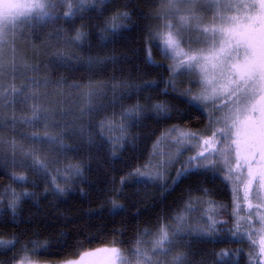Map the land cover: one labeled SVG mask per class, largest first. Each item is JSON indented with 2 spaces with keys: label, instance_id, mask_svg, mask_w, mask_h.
Here are the masks:
<instances>
[{
  "label": "trees",
  "instance_id": "trees-1",
  "mask_svg": "<svg viewBox=\"0 0 264 264\" xmlns=\"http://www.w3.org/2000/svg\"><path fill=\"white\" fill-rule=\"evenodd\" d=\"M162 6L160 0H93L79 11V6L73 7L76 15L69 20L63 18L69 11L62 4L54 22L29 31L26 42L32 48L26 49L22 59L28 56L36 73L51 82L32 89L39 94L41 107L53 110L54 121L49 123L56 127L45 128L42 122L27 126L10 123L13 118L32 115L29 107L37 101L26 99L25 81L39 75L31 74L17 86L18 93L25 91V97L13 96L15 103L8 106L0 128L5 141L0 154V240L17 241L14 249L0 250V264H19L24 259L48 264H106L105 250L113 246L131 258L138 239L149 248L158 229L173 224L175 217L202 200L216 212L217 220L225 222L210 236L186 234L171 255L161 259L168 264L172 255L182 252L187 253L190 264H250L246 242L230 235L232 191L220 173L217 176L203 169L185 172L181 162L161 183L131 175L143 170L167 130L195 132L208 122L176 91L168 57L153 40ZM124 12L129 14L127 18L121 15ZM113 24L115 33L108 30ZM78 31L87 34L84 40L69 44ZM60 53L67 63L60 60ZM149 55L154 63H149ZM178 78L183 90L191 85L186 77ZM153 82L154 86L146 88ZM89 85L100 86L103 95L92 99L95 111L81 115L79 94ZM49 97L54 102L45 103ZM156 104L165 105L167 113L154 112ZM135 105L142 108L140 116L124 119L123 112ZM106 120L112 124L101 127ZM121 123L126 129L123 133ZM46 131L62 134L69 147L61 151L27 138L43 136ZM12 139L17 144L15 152L7 143ZM21 147L36 150L48 173L22 166ZM77 166L82 169L79 176L72 171ZM21 175L26 182L14 179ZM55 185L64 192H57ZM26 192L29 195L25 196ZM58 241L66 246L56 247ZM45 242L53 245L51 251L33 255Z\"/></svg>",
  "mask_w": 264,
  "mask_h": 264
},
{
  "label": "snow or ice",
  "instance_id": "snow-or-ice-1",
  "mask_svg": "<svg viewBox=\"0 0 264 264\" xmlns=\"http://www.w3.org/2000/svg\"><path fill=\"white\" fill-rule=\"evenodd\" d=\"M87 2L88 0H77L80 5L77 11L81 10ZM160 3L164 6V11L158 13L157 17L165 21L163 28L167 31L157 35L158 48L169 59L179 60V63L170 68V71L176 73L183 69L184 72L197 77L201 91L191 98L185 95L186 103L204 114L210 124L222 125L207 138H202L194 132L174 129L179 132L178 142L195 140L199 142L196 146H207L205 151H209L208 156H205V151H200L190 157L187 164L191 167H186L184 171L203 169L219 176V173L215 171L218 165L211 163L212 158L218 156L221 170L225 173L221 178L233 185L234 199L237 201L243 199L247 208L251 209L249 194L253 193V186H255L253 195L258 199H264V0H160ZM58 4H68L69 12L63 15L64 19L70 20L76 15V12L71 10L70 0H0V107H10L14 104L15 101L10 97L18 93L15 87L5 91V85L2 83L5 77L24 76L28 71H37L35 67L27 64L17 66L14 55L12 59L6 60L5 49L11 48L15 53L12 40L21 27L54 22L58 18L56 14ZM204 6L211 9L213 13L207 22L202 15ZM121 15L127 18L129 14L124 12ZM173 18L177 21L175 25L171 23ZM108 30L115 33L117 26L113 24ZM187 32L198 33L195 42L202 47L185 51L181 41L185 40L184 33ZM86 35L78 31L68 43H80ZM161 38L163 43L160 42ZM58 55L61 61L68 62L62 53ZM148 61L154 63L150 55ZM50 83L47 79L29 81V84L25 86V91L29 93L26 99L36 100L37 103L30 106L31 117L13 118L10 121L12 125L18 123L32 125L42 122L45 128L56 127L55 123H49L54 121L53 110L42 108L38 103L39 94L32 89L33 85L46 87ZM152 86L154 82L146 88ZM72 87L81 89L85 86L72 85ZM86 87L88 90L83 91L82 95L88 107L87 110H81V115L95 111L96 109L91 107L92 99L103 95L100 86ZM25 91H19V97H25ZM6 100L7 105H5ZM209 108L211 112L208 111ZM141 111V106L135 105L123 112V118L136 120ZM153 111L166 114L167 108L163 104H156L153 106ZM105 124L111 125L112 121H102L101 127ZM3 126L4 116L0 112V128ZM121 131L122 133L126 131L122 123ZM27 138L55 145L61 151L69 147L63 143L62 134L53 135L46 131L43 136L34 134ZM7 143L15 152L16 141L12 139ZM4 144L5 141L0 136V154L3 152ZM214 145L218 147H213ZM20 150L22 166L34 168L44 174L48 173L47 164L36 157V150L25 151L22 147ZM72 171L76 176L82 174V169L78 166ZM131 175H136L141 181L151 182L159 179L161 174L141 172L137 169ZM14 179L18 182H26V178L22 175ZM55 189L59 193L64 192L59 185H55ZM241 190L242 197L236 195ZM24 195L27 196L29 193L26 192ZM257 207H264V204ZM237 208H239L238 204ZM188 211L192 209L189 207ZM175 221L174 225L157 230L149 248L140 246L141 241L138 239L137 246L131 250V259L128 254L115 246L110 250L106 249L105 251H110L113 257L112 264H165L161 257L170 256L173 249L182 243L181 238L186 234L210 236L216 231L215 222L211 219L206 226L195 228L192 227L186 215H178ZM260 223L264 230V215L260 216ZM230 235L235 237L237 232L234 231ZM244 235L251 234L244 233ZM16 242L15 238L0 240V250H12ZM261 243L259 255H264V241ZM61 244L63 241H58L55 246L59 247ZM52 248V244L45 242L32 254L50 252ZM77 254L80 255L79 250ZM221 255L226 256L227 253H221ZM65 264H72V262L68 261ZM168 264H190V262L187 259V253L181 252L172 255Z\"/></svg>",
  "mask_w": 264,
  "mask_h": 264
},
{
  "label": "rangeland",
  "instance_id": "rangeland-1",
  "mask_svg": "<svg viewBox=\"0 0 264 264\" xmlns=\"http://www.w3.org/2000/svg\"><path fill=\"white\" fill-rule=\"evenodd\" d=\"M88 1H93V0H88ZM94 1H99V0H94ZM71 3V10H73V7L79 6L80 5L77 3V0H70ZM61 6L62 4H58ZM68 8V4H63ZM75 5V6H74ZM59 8L57 7V10ZM164 11V6H162V9L160 12ZM212 10L208 9L207 6H204V10H202V15L204 17L205 22L211 19L212 17ZM165 21H162L160 19L159 24L157 27L154 29L153 33V40L157 42V35L158 34H163L167 30L163 28V24ZM171 23L175 25L177 23L176 19H171ZM45 24H36L35 26L32 27H21L20 29L17 30V34L12 40V44L15 48V53L12 52L11 48H6L5 49V59L10 60L13 58V55L15 56V61L17 66H21V62L23 64L27 63V65L32 66V64L29 62L28 56L24 59H22L23 56H25V51L26 49H31L30 44H27L26 42L27 37L30 35L29 31H31L34 27L37 26H42ZM198 33L196 32H187L184 33L185 40L181 41L182 47L184 48L185 51H188L190 48L191 49H197L202 47V45L197 44L195 41L197 40ZM186 41V42H185ZM161 43H163V40L161 38L160 40ZM169 67L172 68L175 64L179 63V60H174V59H169ZM40 62L38 63V65ZM33 67V66H32ZM35 67V66H34ZM37 67V65H36ZM34 74L39 75L38 78H28L25 81V85L29 84L30 80H36V81H41L44 80V77H41L40 74H37L36 71H28L25 73L24 76L16 75L15 77H5L4 81L2 82L5 85V91H10L12 87H15L17 89V86H19L20 82L26 79L29 75ZM33 76V75H32ZM184 76L187 80L188 85L187 88L183 90V88L179 87L180 82L177 80L179 79L178 77ZM171 83L176 87V91H179L183 95H188L189 98L191 96H195L200 93L201 91V86L197 80V77L195 75H190L186 72H184L183 69L179 70L176 73H173L171 71ZM192 78V79H188ZM41 79V80H40ZM188 92V93H187ZM80 97V106L81 110L86 109L88 107L87 102L85 98L82 95V92L79 94ZM12 97H10L11 100ZM33 101V100H32ZM45 103H52L54 102L53 99L50 97L44 100ZM78 104V102L76 101ZM8 104V101H5V105ZM30 108V107H29ZM45 108V106L43 107ZM79 108V105H78ZM8 106L0 107V112H2L4 118L6 117V112H7ZM51 110V108H48ZM209 112L212 110L209 108ZM25 125V124H23ZM27 126V125H25ZM23 126V127H25ZM218 127H222V125H215V124H210L209 120L207 122V126L200 131H195L194 133H197L200 137L202 138H207L208 136L211 135V133ZM174 129H179L182 132H193V131H188L185 129H180V128H172L167 130L157 141L155 147L153 148L152 156L150 157L149 161L146 163V165L143 167V170L141 172H146V173H151V174H156L160 173V178L151 182H160L164 180V178L167 176V174L172 170L174 166L177 164H180L181 162L184 163V165H187V162L190 157L195 156L198 152L200 151H205V148L207 146H196L199 142L192 140V141H185L183 143L178 142L179 141V132L175 131ZM219 138V137H218ZM213 147H218L217 145H214ZM223 150V149H222ZM209 155V151H205V156ZM211 163H215L218 165L216 170L218 173L224 176V172L221 170L222 166H220V158L218 156H214L211 160ZM147 166V167H146ZM180 171V170H178ZM229 186L233 188V185L229 183ZM255 191V186H253V193ZM253 193L249 194V202L252 204V208L248 209L246 202L243 199L240 200H235L234 199V193L232 191V206H231V211H232V230L231 233L236 231L237 235L235 238H240L243 239L246 242L247 249H248V255H249V260L250 264H264V255H259L260 248L262 246V241H264V230H262V225L260 223V216L264 215V207H257L258 205L264 204V199H258L256 198ZM236 195H240L242 197L243 193L242 190L239 193H236ZM237 204L239 205V208H237ZM192 211H188L186 208L182 213L179 215H186L191 222L192 227H202L206 226L208 223L209 219L215 222V228L216 232H218L219 225L223 224L225 221L223 220H217L216 219V212L212 211L210 206L206 204L204 200L196 202V204L192 207H190ZM175 219L173 224H175ZM244 233H250V236H245ZM196 234V233H192ZM154 238V237H153ZM140 246L144 247V244H141ZM112 247H108L107 249L110 250ZM108 252V260L106 264H112V255L110 251ZM129 257V256H128ZM129 259H131L129 257ZM19 264H48V263H39V262H34L31 260H22L19 262ZM60 264H65V263H60Z\"/></svg>",
  "mask_w": 264,
  "mask_h": 264
},
{
  "label": "bare ground",
  "instance_id": "bare-ground-1",
  "mask_svg": "<svg viewBox=\"0 0 264 264\" xmlns=\"http://www.w3.org/2000/svg\"><path fill=\"white\" fill-rule=\"evenodd\" d=\"M183 167H184V168H186L187 166H186V165H184Z\"/></svg>",
  "mask_w": 264,
  "mask_h": 264
}]
</instances>
